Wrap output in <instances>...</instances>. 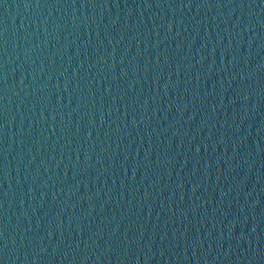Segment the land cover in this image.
I'll return each mask as SVG.
<instances>
[{
	"label": "water",
	"instance_id": "1",
	"mask_svg": "<svg viewBox=\"0 0 264 264\" xmlns=\"http://www.w3.org/2000/svg\"><path fill=\"white\" fill-rule=\"evenodd\" d=\"M0 264H264V0H0Z\"/></svg>",
	"mask_w": 264,
	"mask_h": 264
}]
</instances>
